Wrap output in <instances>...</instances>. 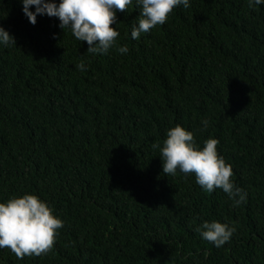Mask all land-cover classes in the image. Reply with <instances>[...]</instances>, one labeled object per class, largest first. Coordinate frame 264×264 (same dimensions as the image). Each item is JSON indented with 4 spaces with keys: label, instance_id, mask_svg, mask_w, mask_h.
Masks as SVG:
<instances>
[{
    "label": "trees",
    "instance_id": "trees-1",
    "mask_svg": "<svg viewBox=\"0 0 264 264\" xmlns=\"http://www.w3.org/2000/svg\"><path fill=\"white\" fill-rule=\"evenodd\" d=\"M138 14L133 0L113 23L127 53L92 54L55 16L0 0L16 41L0 45V199L33 192L64 221L49 251L5 247L0 264H264V4L190 0L133 39ZM177 123L218 139L244 202L162 172L153 145ZM205 219L236 231L216 247Z\"/></svg>",
    "mask_w": 264,
    "mask_h": 264
},
{
    "label": "clouds",
    "instance_id": "clouds-1",
    "mask_svg": "<svg viewBox=\"0 0 264 264\" xmlns=\"http://www.w3.org/2000/svg\"><path fill=\"white\" fill-rule=\"evenodd\" d=\"M190 0H135L139 14L131 25L130 35L138 39L156 25L163 24L174 7H189ZM249 8L264 4V0H247ZM22 12L30 23L37 15L55 16L59 27L69 29L73 37L86 42L87 52L104 54L115 46L119 53H127L126 44L117 45L119 35L117 11L128 9L133 0H21ZM30 6H34V9ZM16 44L14 36L0 25V45ZM86 69L83 61L75 65ZM202 127L208 126L207 118L201 120ZM218 139L208 137L202 146L194 139L193 131L177 123L166 129L162 145L158 148L162 161V172L175 175L192 173L195 182L206 192L214 188L227 194L232 205L238 206L246 200V193L234 184L232 165L217 151ZM63 219L54 213L52 206L33 192L0 199V249L7 247L17 258L37 256L49 251ZM202 239L220 247L229 241L236 231L235 224L217 219H205L195 229Z\"/></svg>",
    "mask_w": 264,
    "mask_h": 264
}]
</instances>
